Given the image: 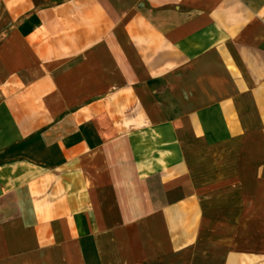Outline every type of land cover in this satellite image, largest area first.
Returning a JSON list of instances; mask_svg holds the SVG:
<instances>
[{
	"label": "crops",
	"instance_id": "crops-1",
	"mask_svg": "<svg viewBox=\"0 0 264 264\" xmlns=\"http://www.w3.org/2000/svg\"><path fill=\"white\" fill-rule=\"evenodd\" d=\"M0 264H264V0H0Z\"/></svg>",
	"mask_w": 264,
	"mask_h": 264
}]
</instances>
